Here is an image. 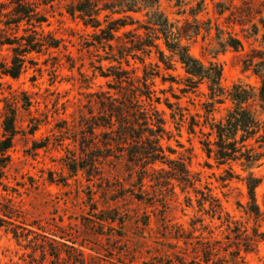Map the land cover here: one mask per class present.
<instances>
[{
    "label": "trees",
    "instance_id": "obj_1",
    "mask_svg": "<svg viewBox=\"0 0 264 264\" xmlns=\"http://www.w3.org/2000/svg\"><path fill=\"white\" fill-rule=\"evenodd\" d=\"M56 1L42 0V3L48 5ZM65 1L67 14L73 19L78 18L85 27L93 28L91 40L86 45L96 48L99 62H109L107 69L102 65L98 68L101 76L111 78L107 82L108 90L101 89L90 95L93 100L87 105L88 113L81 116L80 137H74L80 146L81 157L72 159L69 169L75 172L89 168L97 175L102 173L104 166L113 169L123 163L142 193L139 200H144V195H150L146 180H149L151 188L158 187L160 191L173 190L177 183L183 192L188 188L195 190L196 196H199L198 211L202 216L194 217L189 227L164 224L163 240L146 251L149 256L142 261H137L136 257L129 258L126 254L125 258L116 260L87 257L70 247L73 253H68L67 260L63 262L58 253L55 254V263L248 264L245 256L256 252L264 242V195L259 202L256 194L262 179L256 177L253 171L262 165L264 159V47L252 48L243 61L244 71L252 70L260 79V86L253 88L242 83L235 84L230 92L233 106L224 117L217 119L216 104L224 103L225 92L221 84L223 67L215 62L206 66L191 54L189 46L184 43L200 33L199 21L196 25L186 21L181 26L170 22L160 9L161 0ZM174 1L180 7L187 4L186 0ZM203 4L202 0L191 14L197 16L201 13ZM261 5H264L263 0H243L241 6H234L231 10L218 4L217 13L222 16L230 10L229 22L242 27L249 25V38L261 35L264 41V11ZM139 14L145 19L136 17ZM45 22V13L33 0H8L7 3L0 0V23L5 26L2 31L11 32L6 34L2 44L10 45L13 52L10 62L0 63V79L3 76L20 77L30 61V54H42L62 46V39L52 32L38 31L37 28ZM215 28L220 36L223 29L218 23ZM21 30L24 32L22 35L18 34ZM224 45L237 51L244 48L243 41L232 35ZM101 50L105 53L103 56L100 55ZM153 54H156L157 61L146 64V59H151ZM131 60L144 64L143 77L136 75L137 69L133 68ZM177 63L184 69L185 77L167 74L177 70ZM155 78L171 83L168 91L172 92L175 102H171L170 97H166L165 102L172 111L171 118L177 128L186 127L188 134H199V143L207 157L214 160L218 167L228 166L221 181L227 184L236 179L246 185L247 202L237 203L242 212L240 218L232 216L208 187L205 190L196 188L200 180L182 159L172 160L167 156L161 140L169 132L162 113L154 105L162 101L153 90ZM203 83H207L209 90L208 100L201 104L204 112L192 115L189 108L183 106L182 100L196 94ZM174 84L178 85L179 94L175 92ZM166 92L161 91L162 94ZM190 102L195 105L193 99ZM4 131L0 141L2 156L12 148L18 133L16 109H7ZM160 164L167 165L168 169ZM235 164L248 173L245 178L236 174ZM1 166L6 167V163ZM89 175L93 174L89 172ZM154 198L148 201L154 204ZM5 214L8 221L1 220L0 226L6 223L15 237L25 236V231L28 235L33 233L15 223L14 218L19 217L14 212L5 211ZM111 214H102L100 220L116 222V213H113L115 216ZM61 245L67 247L66 244ZM131 248V245L124 244L117 249L127 253Z\"/></svg>",
    "mask_w": 264,
    "mask_h": 264
},
{
    "label": "rangeland",
    "instance_id": "obj_2",
    "mask_svg": "<svg viewBox=\"0 0 264 264\" xmlns=\"http://www.w3.org/2000/svg\"><path fill=\"white\" fill-rule=\"evenodd\" d=\"M33 1L47 17V22L37 28L38 31L52 32L63 44L59 49L30 54V61L20 77L3 76L0 79V141L5 133L7 109H16L18 131L7 154L2 156L0 152V224L1 220L8 221L5 211H11L19 217L14 218L16 224L33 232L28 235L25 231V236L17 238L6 223L0 226V264H56L55 254L58 253L65 262L68 253H73L70 247L87 257L116 260L125 258L126 254L142 261L149 256L146 251L163 240L164 224L189 227L194 217L202 216L198 211L199 196L192 188L183 192L177 183L173 190L160 191L158 187L151 188L146 180L150 195L139 200L142 193L123 163L113 169L104 166L102 173L97 175L89 168L75 172L69 169L72 159L81 157L80 146L74 137H80L81 116L88 113L87 105L93 100L90 95L101 89L108 90L107 82L111 78L101 76L98 67L102 65L107 69L109 62H99L96 48L87 47L94 30L66 13L67 1L58 0L48 5L42 0ZM201 1L186 0L187 4L180 7L174 0H161L160 9L178 26L186 21L192 25H196V21L201 23L200 33L184 43L206 66L215 62L223 67L224 103L216 104L215 111L216 118L220 119L233 106L230 92L235 84L260 86V79L252 70L244 71L243 61L252 48L264 47V41L261 35L249 38V25L242 27L229 22L230 10L218 15V4L234 10V6H241L243 0H203L204 10L193 16L192 9ZM260 8L264 11V5ZM136 17L145 19L142 14ZM217 23L223 29L220 36L215 28ZM2 29L5 26L0 23V63H7L13 56L12 47L2 41L11 32ZM18 34L24 32L21 30ZM229 35L242 40L244 48L237 51L225 46ZM104 54L101 50L100 55ZM155 61L156 54H153L151 59H146V64ZM131 64L137 69L136 75L143 77L144 64L135 60H131ZM176 67V71L167 74L185 77L181 64L177 63ZM154 82L153 90L162 98L160 104L154 105L162 113L169 132L161 140L167 156L172 160L182 159L200 180L196 188L205 190L208 187L232 216L240 218L242 212L237 203L247 202L246 185L236 179L227 184L221 181L228 166L218 167L207 157L199 143V134L190 135L186 127L177 128L165 102L166 97L175 102L172 92L168 91L171 83H163L161 78H155ZM177 87L174 84L175 92L179 94ZM162 90H166V94H162ZM208 95L207 83H203L196 94L184 98L182 104L192 115L203 113L201 104L208 100ZM192 99L195 105L190 102ZM2 163H6V167L3 168ZM160 166L168 169L167 165ZM233 168L243 178L248 175L238 164ZM253 171L262 179L256 190L258 200L262 202L264 159ZM151 197H156L154 204L148 201ZM104 213H112L111 216L116 213L117 221H101ZM124 244L133 247L130 252L117 249ZM245 259L248 264H264V242Z\"/></svg>",
    "mask_w": 264,
    "mask_h": 264
}]
</instances>
